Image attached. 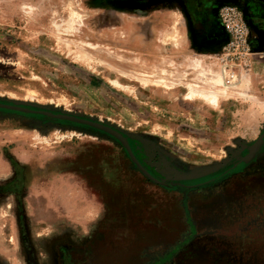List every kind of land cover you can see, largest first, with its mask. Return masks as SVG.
I'll return each mask as SVG.
<instances>
[{
	"label": "rangeland",
	"instance_id": "374dc122",
	"mask_svg": "<svg viewBox=\"0 0 264 264\" xmlns=\"http://www.w3.org/2000/svg\"><path fill=\"white\" fill-rule=\"evenodd\" d=\"M174 4L0 0V101L110 125L178 180L218 172L264 137V50L194 49ZM55 120L0 109V264L26 263L19 218L36 264L57 246L61 264H264L263 168L238 196L193 194L187 227L180 196L145 182L118 141Z\"/></svg>",
	"mask_w": 264,
	"mask_h": 264
},
{
	"label": "flooded vegetation",
	"instance_id": "af4514ba",
	"mask_svg": "<svg viewBox=\"0 0 264 264\" xmlns=\"http://www.w3.org/2000/svg\"><path fill=\"white\" fill-rule=\"evenodd\" d=\"M171 1L181 3L182 0ZM183 2L188 17L199 25H201L200 23L203 24L201 25L203 27L201 32H197L198 29L196 25L198 24H191L193 37L197 35L200 36L199 34L204 35L208 43L218 46L219 49L223 43H225L226 38L218 20V11L222 6L232 5L240 10L244 22L247 25L250 49L253 51L264 50V0H183ZM34 116L43 119L45 122L59 121L48 115L38 114ZM127 142L136 160L150 176L159 181V184L146 179L128 157L131 165L130 168L135 170V172L148 184L161 188L164 192H174L176 195L180 196L177 202L178 207L180 210L182 209L185 215L184 222L186 226L192 228L195 227V223L190 215L193 211H196V209L194 206H190L189 203L194 197L193 194H200L203 198L202 201L206 200L204 193L207 192L211 194L212 191L219 196L225 194V196L227 195L229 198L238 196L244 188L247 190L249 187V184L243 183V181L248 178V176H251V174L258 173L259 169H264V160L262 164L259 160L262 157L261 151L262 153L264 151V137L262 139L259 137L243 150L239 149L242 151H240V153L236 152L218 172L193 181L178 180L177 173L171 167L159 162L157 149H148V147H145L143 148L144 153H142V150L139 149L136 142L130 140H127ZM246 155H248V159H246ZM232 167L235 168L231 169ZM229 183L230 191L226 194ZM207 212L209 213L210 211ZM255 222L256 220L247 221L245 225L249 226ZM260 224H262L261 226L264 228V221ZM15 227L18 234L20 252L23 254V259H25L26 262L25 264H36L37 258L35 250L28 238L26 226L22 218L16 221ZM90 243L92 244L93 240H91ZM55 248L57 251L53 253L52 258L55 260V264H61L62 262H60V260L65 257L66 251H62V247L60 248L57 246ZM149 258L151 260L153 259V257ZM150 264H152V262Z\"/></svg>",
	"mask_w": 264,
	"mask_h": 264
},
{
	"label": "water",
	"instance_id": "95a60500",
	"mask_svg": "<svg viewBox=\"0 0 264 264\" xmlns=\"http://www.w3.org/2000/svg\"><path fill=\"white\" fill-rule=\"evenodd\" d=\"M0 109L4 110H9L12 112H19L23 114H32V115H48L56 119H61V120H66L69 122H73L75 124H81L87 126V128L94 129L97 133L103 134L109 138H112L115 141H118L119 144L122 146V148L125 150L127 153L128 157L131 159L132 163L139 169V171L145 176L146 179L153 181L157 184H159V181L150 176L145 169L140 165V163L136 160L134 154L132 153L127 139L133 140V138L124 132L113 128L110 125H103L97 122H93L91 120L87 119H82L80 116L69 114V113H64V112H58L56 115H53L51 112H54L53 110L37 106V105H32L28 103H22V102H14V101H0ZM221 166L201 171L198 173H195L191 176L188 177H183V180H191V179H196L200 178L202 176H205L210 173L216 172Z\"/></svg>",
	"mask_w": 264,
	"mask_h": 264
},
{
	"label": "built area",
	"instance_id": "2783aa9c",
	"mask_svg": "<svg viewBox=\"0 0 264 264\" xmlns=\"http://www.w3.org/2000/svg\"><path fill=\"white\" fill-rule=\"evenodd\" d=\"M218 20L225 35V43L220 47L219 52L226 56H234L238 50H251L248 43L249 31L244 22L240 10L232 5L222 6L218 11ZM231 80L234 76L231 74ZM228 79L227 81H229Z\"/></svg>",
	"mask_w": 264,
	"mask_h": 264
},
{
	"label": "crops",
	"instance_id": "0c3cea01",
	"mask_svg": "<svg viewBox=\"0 0 264 264\" xmlns=\"http://www.w3.org/2000/svg\"><path fill=\"white\" fill-rule=\"evenodd\" d=\"M164 3H166L168 5H171V6L175 5L174 4L175 2H173L171 0H165ZM178 10L183 15V18L185 19V23L187 22L186 23L187 24L186 28L189 30V34H190V44H191V46L194 49L198 50V51L210 52L212 54H215L217 52V50H218V46L212 45V44L208 43L207 42V39H205L204 35L199 34L200 36L197 35L196 37H193V32L191 30V24H194L195 25V24H198V23L197 22H194L192 19H190L188 17V15L186 13V10H185V4H184L183 0L181 1V3L179 2V4H178ZM200 24L203 25L202 23H200ZM201 25H199V24L196 25V28L198 29L197 32H201L203 30V27ZM73 193H74V191H73ZM78 195H79L78 192L75 191L74 196L77 198ZM91 212L93 214V211H91ZM90 227H92V229H93V226L92 225ZM92 229L88 233L92 232Z\"/></svg>",
	"mask_w": 264,
	"mask_h": 264
},
{
	"label": "bare ground",
	"instance_id": "6f19581e",
	"mask_svg": "<svg viewBox=\"0 0 264 264\" xmlns=\"http://www.w3.org/2000/svg\"><path fill=\"white\" fill-rule=\"evenodd\" d=\"M112 85H114L115 87H120L118 83H116L115 81L111 82ZM44 142H46V139H42Z\"/></svg>",
	"mask_w": 264,
	"mask_h": 264
}]
</instances>
